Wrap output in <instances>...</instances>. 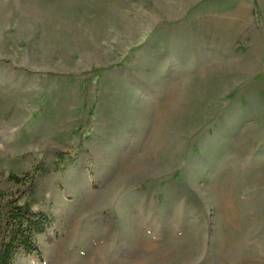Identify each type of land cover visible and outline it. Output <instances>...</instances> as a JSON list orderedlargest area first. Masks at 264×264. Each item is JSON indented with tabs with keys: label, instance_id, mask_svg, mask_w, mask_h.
Returning <instances> with one entry per match:
<instances>
[{
	"label": "rangeland",
	"instance_id": "rangeland-1",
	"mask_svg": "<svg viewBox=\"0 0 264 264\" xmlns=\"http://www.w3.org/2000/svg\"><path fill=\"white\" fill-rule=\"evenodd\" d=\"M41 162L13 264H264V0H0V191Z\"/></svg>",
	"mask_w": 264,
	"mask_h": 264
},
{
	"label": "trees",
	"instance_id": "trees-1",
	"mask_svg": "<svg viewBox=\"0 0 264 264\" xmlns=\"http://www.w3.org/2000/svg\"><path fill=\"white\" fill-rule=\"evenodd\" d=\"M58 157L63 168L76 160V154L67 152H58ZM40 171H47L42 162L23 177L10 175V179L23 186L18 195L0 191V264H13L19 255L42 256L37 237L53 226L54 218L25 199L33 191Z\"/></svg>",
	"mask_w": 264,
	"mask_h": 264
}]
</instances>
